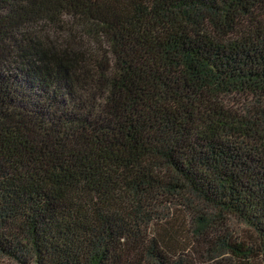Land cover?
<instances>
[{
  "label": "trees",
  "instance_id": "trees-1",
  "mask_svg": "<svg viewBox=\"0 0 264 264\" xmlns=\"http://www.w3.org/2000/svg\"><path fill=\"white\" fill-rule=\"evenodd\" d=\"M0 255L264 264V0H0Z\"/></svg>",
  "mask_w": 264,
  "mask_h": 264
},
{
  "label": "rangeland",
  "instance_id": "rangeland-1",
  "mask_svg": "<svg viewBox=\"0 0 264 264\" xmlns=\"http://www.w3.org/2000/svg\"><path fill=\"white\" fill-rule=\"evenodd\" d=\"M250 98H247L246 96H242V95H236V94H232L227 98V104L228 106H230L233 109H237L240 110L243 107H246L248 104H252L255 103V101L250 102ZM190 200L192 201V199L190 198ZM195 204H193V206H195L196 208L198 207V209L202 210V204H200L199 202L194 201ZM227 229L229 231H233L235 232L234 234L238 237H242V238H246L250 236L249 231L240 223L235 222L234 220L229 221L227 224ZM0 264H18L17 262H15L12 259H9L8 257L2 256L0 255ZM259 264V263H257Z\"/></svg>",
  "mask_w": 264,
  "mask_h": 264
}]
</instances>
